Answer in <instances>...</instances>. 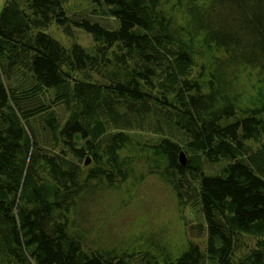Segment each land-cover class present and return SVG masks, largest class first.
I'll use <instances>...</instances> for the list:
<instances>
[{
	"label": "trees",
	"instance_id": "16d2710c",
	"mask_svg": "<svg viewBox=\"0 0 264 264\" xmlns=\"http://www.w3.org/2000/svg\"><path fill=\"white\" fill-rule=\"evenodd\" d=\"M66 2L0 12V264H264V0ZM148 174L203 248L87 241L92 197Z\"/></svg>",
	"mask_w": 264,
	"mask_h": 264
},
{
	"label": "rangeland",
	"instance_id": "374dc122",
	"mask_svg": "<svg viewBox=\"0 0 264 264\" xmlns=\"http://www.w3.org/2000/svg\"><path fill=\"white\" fill-rule=\"evenodd\" d=\"M4 4L5 0H0V12ZM92 8L91 0H67L65 3L70 15L90 14ZM92 15L96 16L97 12L94 10ZM107 21L113 23L111 17H107ZM47 32L66 46L71 42L55 24ZM73 40L85 46L92 43L90 35L79 29ZM86 210L91 227L87 241L92 244L113 242L133 250L152 239L162 240L174 248L188 240L202 248L205 246L203 222L190 213L187 203L177 201L171 187L157 174H148L135 184L129 180L118 188L103 187L87 203ZM246 239L251 245V240Z\"/></svg>",
	"mask_w": 264,
	"mask_h": 264
},
{
	"label": "water",
	"instance_id": "95a60500",
	"mask_svg": "<svg viewBox=\"0 0 264 264\" xmlns=\"http://www.w3.org/2000/svg\"><path fill=\"white\" fill-rule=\"evenodd\" d=\"M89 160V159H88ZM88 160H86V164L89 162ZM180 162L182 163V164H185L186 163V161H185V156H184V154L183 153H181L180 154Z\"/></svg>",
	"mask_w": 264,
	"mask_h": 264
}]
</instances>
